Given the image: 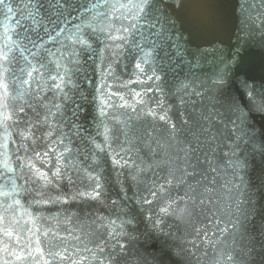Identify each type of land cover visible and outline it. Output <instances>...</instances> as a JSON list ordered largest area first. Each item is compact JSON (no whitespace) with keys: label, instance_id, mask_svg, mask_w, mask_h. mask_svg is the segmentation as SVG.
Returning a JSON list of instances; mask_svg holds the SVG:
<instances>
[{"label":"snow or ice","instance_id":"1","mask_svg":"<svg viewBox=\"0 0 264 264\" xmlns=\"http://www.w3.org/2000/svg\"><path fill=\"white\" fill-rule=\"evenodd\" d=\"M162 2L163 0H86L85 3L77 5L76 0H48L47 9L51 10L49 13L45 10L43 0H28L27 4L17 5L15 15L26 13L24 18H31L32 26H25L20 19H16V27L13 29H9L6 24L3 26V32L0 33V129L3 131L0 137L4 139L0 143V167L3 169L0 176L14 173L15 178L9 176L4 184H0V197L4 198L0 200V208L4 212L0 214V236L10 240L14 237L11 244L4 243L0 248V252L6 254L0 257V264H41V261L42 264H125L128 247L122 240L132 239L125 231V225H132L134 218L124 220L119 225H116L115 220L111 221L105 226L106 229L110 228L106 231V238L102 235L89 241L93 244L92 248L88 247L80 236H75L70 231L68 237L75 243H68V238L59 237L56 233L52 239L59 240L60 243L51 244L46 251L39 237L36 238V247L33 248L31 238L22 237L6 220L8 209L12 207L7 200L14 193L39 188L41 190L36 191V195L41 199L35 200L34 203H55L61 198L57 196L54 200L44 199L43 190L58 187L56 182L63 179L72 182L71 177L67 175L70 170L67 161L72 154V148L65 143L68 136L60 132L65 119L63 105L70 99L69 91L79 92L81 89V84L74 77L81 72L82 54L90 50H103L93 49V39L85 29L91 33H103L104 39L112 42L103 46L112 56L120 54L119 50L129 42L128 38L131 36V43L136 46L138 52L143 53L139 58L140 62L135 64L143 73L141 64L150 65L149 58L153 54L160 55L161 46L158 41L164 36V28L154 13L157 11L156 5ZM177 3L183 7L185 0H177ZM247 3L248 0H244L241 4L242 13L246 11ZM0 9L4 11L5 20L11 19L7 14L14 12L12 0H0ZM73 11L77 14L82 12L83 16L80 23L71 25L72 30H69L65 25L72 18ZM165 20L167 21V18ZM246 20L255 23L250 13L246 15ZM125 21L131 22L124 26ZM117 23L120 24L119 27H116ZM10 32L15 33V39ZM61 34H64L63 41L58 40ZM251 34L249 30L244 33L243 38L246 40ZM48 42H52L55 51L47 46ZM145 48L150 51L144 52ZM231 60L230 55L227 60L221 61L223 68L209 79L206 86L201 83L191 91L184 86L182 91L187 99L181 97L180 103L184 111L179 113V123L169 115V110L165 109L162 103L157 104L155 108L151 107L143 98V92L130 93L129 98L110 89L105 91L107 86L101 81L93 85L92 93H81L80 99L95 107L96 114L92 119L96 121L98 130L96 135H92L84 123L80 122V114L87 113V108L82 103L73 101L72 115L76 117V122L72 123L71 127L74 135L88 146L84 159L98 164L100 154H106L112 149L114 166H131L139 172H144L145 168L132 159L131 147H120L117 151L113 145L119 141L121 135L125 136V143H128L127 137L133 131L129 125L134 119L150 117L158 120L165 126L166 135L148 140L149 144L156 145V148H150V151L159 163H148L146 168L152 170L158 167L164 175L157 177L151 186L146 188L147 195L139 203L149 208L155 204L159 213L175 216L177 220L185 223H190L191 218L199 211H211L209 206L215 207L218 200L216 192L221 172L225 168L231 169L233 179L243 182V177L239 176L236 170L247 166L246 162L241 163L239 155L241 143H247L245 137L248 133L244 131L246 117L227 95ZM111 75L112 65L108 64L106 76ZM153 79L160 80L161 77L154 73L148 77V80ZM83 82L92 84L86 77ZM10 86H13L12 104L8 103ZM244 87L248 89L246 94L249 105L264 112V86L258 92L255 85H249L245 81ZM46 91L57 93L61 102L45 105L43 100L47 99ZM34 104H39L45 109L42 118L36 112ZM53 108L55 111H52ZM156 109H159V112ZM29 112L34 113L37 119L33 120ZM129 112L133 115H129ZM52 120H55V126ZM45 127L48 130L40 133ZM97 136H103V143L97 142ZM145 136L150 137L151 133L146 131ZM7 140H12L13 143L18 141L12 163L9 161ZM40 146L46 150H37ZM260 152L264 157V145H261ZM37 161L41 164H52L54 161V170L50 169L51 175L37 167ZM61 161H65L64 165H61ZM140 163L143 164V161ZM81 171L85 172L88 179L94 181V187L90 193L83 192L79 195L98 200L102 191L100 178L93 176L86 168ZM17 179L22 181L19 186ZM25 185H28L29 189H25ZM233 187L238 188L239 185L234 184ZM174 189L181 190L182 194L178 192L173 197ZM64 202L67 203V200ZM13 203L18 205L20 201L14 199ZM146 219L152 222L153 229L162 223L161 219H154L151 212ZM228 223L235 230L240 222L238 220L237 224H232L231 221ZM28 231L32 236L36 235L31 229ZM51 231L52 229H48L43 235L47 237ZM194 231L197 236L200 235L198 230ZM218 231L223 234L228 228ZM25 240L27 243H24ZM193 247L196 245L193 244ZM37 255L40 259H36ZM221 259L228 264H234L235 261V257L227 252Z\"/></svg>","mask_w":264,"mask_h":264},{"label":"water","instance_id":"2","mask_svg":"<svg viewBox=\"0 0 264 264\" xmlns=\"http://www.w3.org/2000/svg\"><path fill=\"white\" fill-rule=\"evenodd\" d=\"M43 2L45 10L50 13L51 10L47 9L48 0ZM85 2L86 0H76L77 5ZM27 3L28 0H12L14 12L7 14L11 17L8 20H5L4 11L0 9V33L3 32L5 24L9 29L15 28L16 19H20L27 27L32 26V19L24 18L26 13L21 16L15 15L17 5ZM243 3L244 0H185L183 7L178 5L177 0H163L162 3H158L154 14L164 28V36L158 41L161 46L160 55L153 54L149 58L150 65L141 64L144 68L143 73L135 67L143 53L138 52L136 46L131 43V36L128 38L129 42L119 50L120 54L112 56L109 50L103 47L104 44L112 42L105 40L103 33H91L85 29L93 39V49L103 50H90L82 54L81 72L74 77L81 84V89L79 92L69 91L70 99L63 105L65 119L60 132L68 136L65 143L72 148V154L67 161L70 169L67 175L71 177L72 182L63 179L56 182L58 187L43 190L44 199L54 200L57 196L61 198L55 203H34L35 200L41 199L36 195V191L41 190L39 188L14 193L7 200L12 207L8 209L6 220L12 224L14 230L21 233L22 237L31 238L33 248L36 247L37 237L43 242L42 246L46 251L51 244H59V240L52 239L56 233L59 237L68 238V243H75L68 237L70 231L73 235L80 236L84 243L92 248L93 244L89 241L102 235L106 238V231L110 228L106 229L105 226L111 221L115 220L116 225H119L124 220L134 218L132 225H125V231L132 239L122 240L128 247L125 264H218V262L228 264L221 259L225 252L235 257L234 264H264V157L260 152L261 145H264V112L249 105L246 94L248 89L244 87L245 81L249 85H255L258 92L264 86V35H262L264 19L259 18L264 17V0H248L246 11L242 13ZM249 13L255 23L246 20ZM82 16V12L77 14L73 11L72 18L65 27L72 30L71 25L79 24ZM130 22L125 21L124 26H128ZM119 26L117 23L116 27ZM16 30L19 31L18 28ZM249 30L252 34L245 40L244 33ZM10 35L15 39L14 32H10ZM63 36L64 34H61L58 40L63 41ZM47 46L55 51L52 42H48ZM148 51H150L148 48L144 49V52ZM230 55L232 60L228 70L227 95L246 117L244 131L248 133L245 137L247 143H241L239 155L241 163L246 162L247 166L236 170L239 176L243 177V182L233 179L231 169L225 168L221 172L216 192L218 200L215 207L209 206L211 211H199L191 218L190 223H185L177 220L175 216H164L159 213L155 204L149 208L139 203L147 195L146 188L150 187L157 177L164 175L158 167L152 170L146 168L148 163H159L154 153L150 151V148L155 149L156 145L148 143L153 137L159 139L166 135L165 126L158 120L150 117L134 119L129 125L133 131L127 137L128 143H125V136L121 135L119 141L113 145L117 151L120 147H131L132 159L140 167L145 168L144 172H139L131 166H114L112 149L106 154H100L98 164L84 159L88 146L74 135L71 127V124L76 122V117L72 115L73 101L82 103L87 108V113L80 114V122L84 123L92 135H96L98 130L96 121L92 119L96 114L95 107L82 101L81 93L86 95L92 93L93 85L101 81L107 86L105 91L110 89L126 96L137 91L143 92V98L151 107L155 108L157 104L162 103L163 107L169 110V115L179 123V113L184 111L180 103L181 97L184 96L182 91L184 86H187L189 91L201 83L206 86L209 79L223 68L221 61L227 60ZM108 64L112 65L111 76H106ZM154 73L161 79L148 80ZM85 77L92 81L91 85L83 82ZM12 87L10 86L9 90V104L13 103ZM149 88L152 90L148 91ZM45 94L47 95V99L43 100L45 105L61 102L57 93L46 91ZM184 98L187 99L186 96ZM34 107L42 118L45 109L39 104H34ZM156 110L159 112V109ZM29 115L33 120L37 119L32 112H29ZM129 115L133 114L129 112ZM51 122L55 126V120ZM47 130V127L42 128L40 133ZM2 131L0 129V133ZM146 131L151 133L150 137L145 136ZM3 139L0 137V143ZM96 139L98 143H103V136H97ZM17 146L18 141L13 143L12 140H7L10 163L14 160ZM37 150L43 151L46 148L40 146ZM36 163L37 167L48 171L49 175L50 169L54 170V161L52 164H41L39 161ZM64 163L65 161H61V165ZM85 168L93 176L100 178L102 191L98 200L79 195L83 192L90 193L94 187V181L88 179L85 172L81 171ZM2 171L0 167V172ZM9 176L15 178L14 173H5L4 176H0V184H4ZM16 182L18 186L22 183L18 179ZM234 184L239 187H233ZM24 187L29 189L28 185ZM178 192L182 194L181 190L174 189L173 197ZM3 199L0 197V200ZM14 199H18L20 203L14 204ZM65 199L67 203L64 202ZM149 212L154 219L162 220L156 229H153L152 222L146 219ZM0 214H4L2 208ZM229 221L237 224L235 230L231 228ZM226 227L227 232L221 234L218 231ZM28 229L36 235L32 236ZM48 229L52 231L45 237L43 232ZM194 229L200 232L199 236ZM205 233L207 235H204ZM12 240L14 237L10 240L0 236V248L4 243L11 244ZM24 243H27V240ZM193 244L196 245L195 248ZM5 255L0 252V257ZM36 259H40L39 255Z\"/></svg>","mask_w":264,"mask_h":264}]
</instances>
